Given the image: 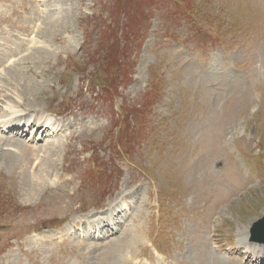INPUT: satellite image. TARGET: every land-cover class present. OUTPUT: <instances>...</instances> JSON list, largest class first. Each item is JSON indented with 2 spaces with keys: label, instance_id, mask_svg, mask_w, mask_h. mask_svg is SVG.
<instances>
[{
  "label": "rangeland",
  "instance_id": "obj_1",
  "mask_svg": "<svg viewBox=\"0 0 264 264\" xmlns=\"http://www.w3.org/2000/svg\"><path fill=\"white\" fill-rule=\"evenodd\" d=\"M130 26L132 74L107 75L101 39ZM14 119L61 130L0 134V264H248L264 0H0V132ZM97 214L118 239L87 237Z\"/></svg>",
  "mask_w": 264,
  "mask_h": 264
},
{
  "label": "trees",
  "instance_id": "obj_2",
  "mask_svg": "<svg viewBox=\"0 0 264 264\" xmlns=\"http://www.w3.org/2000/svg\"><path fill=\"white\" fill-rule=\"evenodd\" d=\"M104 36L101 39V53L98 51L97 53L102 56L99 60H104V63L106 62L107 66L105 68V73L111 76H121L123 72L125 75L128 74L130 76L134 62L131 60L132 52L128 54L127 47L139 39L134 34L132 26H130V28L127 27L126 30L124 29L121 32L115 30L114 34H109L108 37ZM107 40H112V43H107ZM124 40L127 41V47L123 46ZM99 86L103 89L105 87V83L101 82L99 83Z\"/></svg>",
  "mask_w": 264,
  "mask_h": 264
},
{
  "label": "bare ground",
  "instance_id": "obj_3",
  "mask_svg": "<svg viewBox=\"0 0 264 264\" xmlns=\"http://www.w3.org/2000/svg\"><path fill=\"white\" fill-rule=\"evenodd\" d=\"M44 118V119H43ZM42 118V121L41 122H43V125H46V122L48 121H46V122H44L46 119H49V117L48 116H46V117H43ZM36 122H38V123H40L41 124V122H40V120L39 119H37L36 121H35V119L33 120V121H31V120H17V119H14L13 120V123H12V125H8L5 129H7L6 130V133H11V132H14V130H18V129H20V127H21V125L24 127L22 130H19L18 132H16V135L19 137V136H22V134L24 133V131H25V129H27V127L29 128V130H32L33 131V133H34V135H32V140L33 141H40V140H42V138H43V134L46 132V131H48V129L50 130V131H54V132H59L61 129H59V127L57 126V128H55V129H51V126L50 127H48V126H43V125H41L39 128L37 127L36 128ZM57 125V124H56ZM42 132V133H41ZM39 133H41V134H39ZM47 133V132H46ZM5 133H3L2 135H4ZM47 135V134H46ZM2 137V136H1ZM17 140V139H16ZM50 153V152H49ZM41 182V181H40ZM122 205H124V203L122 202L121 203ZM121 205V206H122ZM101 213H103V212H101ZM104 216V215H103ZM103 228H110L111 229V232H113L112 233V235H114L115 233H118V235L117 236H115V238H119V236H120V234H121V232H120V229H119V226H114V227H109V224H106V220L105 219H103L101 216H99L98 214H97V218H94V220H93V222H91V224H89L88 225V227H86L85 229H86V234H87V237L88 236H91V235H93L94 233L95 234H97V238H98V232H100V230H102ZM80 230H81V228H79ZM99 239V238H98ZM116 239V240H117ZM258 244V243H257ZM260 246H262V247H264V245L263 244H261ZM254 248H257L255 245L253 246V247H251L248 251H247V253L252 257V258H254V260H255V262H263L262 264H264V259L262 258V257H255V249ZM134 263L135 264H140L139 262H135V260H134Z\"/></svg>",
  "mask_w": 264,
  "mask_h": 264
},
{
  "label": "water",
  "instance_id": "obj_4",
  "mask_svg": "<svg viewBox=\"0 0 264 264\" xmlns=\"http://www.w3.org/2000/svg\"><path fill=\"white\" fill-rule=\"evenodd\" d=\"M253 239L264 241V217L256 222L253 229Z\"/></svg>",
  "mask_w": 264,
  "mask_h": 264
}]
</instances>
